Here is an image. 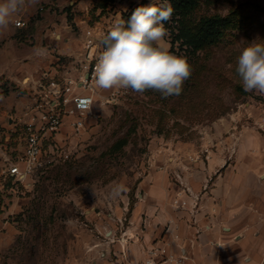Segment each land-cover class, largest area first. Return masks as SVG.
Returning a JSON list of instances; mask_svg holds the SVG:
<instances>
[{"label": "rangeland", "instance_id": "rangeland-1", "mask_svg": "<svg viewBox=\"0 0 264 264\" xmlns=\"http://www.w3.org/2000/svg\"><path fill=\"white\" fill-rule=\"evenodd\" d=\"M141 1L37 0L10 21L0 49L8 48L18 66L29 64L30 74L19 73L16 82L0 77L6 108L0 122V264H122L124 247L142 238L148 215L142 207L151 204L144 180L154 168L176 155L185 160L183 149L212 145L233 130L264 131V95L245 92L235 71L244 47L264 43V0H199L197 16L218 13L237 22L194 55L176 46L173 53L187 57L193 69L179 96L98 88L85 127L76 132L67 118L44 138L42 164L34 163L27 112L81 73L87 25L100 20L111 28ZM19 19L24 26L16 25ZM171 39L170 33L164 38L170 49ZM22 97L30 101L19 110ZM16 166L20 173L13 172ZM185 169L182 164L170 173L177 209H187L175 203L187 197L185 187L195 194Z\"/></svg>", "mask_w": 264, "mask_h": 264}, {"label": "crops", "instance_id": "crops-1", "mask_svg": "<svg viewBox=\"0 0 264 264\" xmlns=\"http://www.w3.org/2000/svg\"><path fill=\"white\" fill-rule=\"evenodd\" d=\"M9 32L8 27L1 31L0 43ZM7 51L6 47L0 49V77L6 74L10 82H16L19 73L30 74V65L18 66L16 56L11 59ZM29 101L27 97L18 99L17 109ZM1 105L0 122L6 113ZM181 152L185 160L176 155L173 162L161 163L144 180V198L151 204L142 207L148 214L142 238L128 243L119 260L138 264L147 256V247L166 241L171 254L184 256V264H264V131L233 130L212 145ZM182 164L187 185L199 196L196 210L193 199L187 209L172 205L177 185L170 173Z\"/></svg>", "mask_w": 264, "mask_h": 264}, {"label": "clouds", "instance_id": "clouds-1", "mask_svg": "<svg viewBox=\"0 0 264 264\" xmlns=\"http://www.w3.org/2000/svg\"><path fill=\"white\" fill-rule=\"evenodd\" d=\"M36 2L0 0V29L7 28L14 16ZM173 11L168 0H163L137 7L127 22L117 19L103 38L105 48L93 69L96 87L131 89L139 94L151 89L159 92L162 99L179 96L193 69L187 57L171 52L164 40L169 34L165 22ZM235 71L245 92L264 95V43L244 47Z\"/></svg>", "mask_w": 264, "mask_h": 264}, {"label": "built area", "instance_id": "built-area-1", "mask_svg": "<svg viewBox=\"0 0 264 264\" xmlns=\"http://www.w3.org/2000/svg\"><path fill=\"white\" fill-rule=\"evenodd\" d=\"M15 23L24 26L25 21L19 19ZM109 30L110 28L106 29L105 22L100 20L87 25L84 30L85 57L81 73L76 78L67 79L62 87H55L50 95H46L48 98L46 96L43 98L45 103L37 102L35 108L27 112L25 123L29 129V153L34 158V163L42 164L39 155L44 138L58 132L67 118L76 132L85 127L86 112L91 108L95 100V91L98 89L92 73L98 55L104 51L105 46L102 41ZM53 84L55 85V82ZM12 170L15 173L21 172L17 166ZM183 191L187 193V197H179L175 203L188 208L191 205L190 200L193 199L192 208L196 210L199 196L191 193L187 187ZM146 251L147 256L138 264H163L169 261L173 264H184V256L171 254L166 241L160 244L154 242Z\"/></svg>", "mask_w": 264, "mask_h": 264}, {"label": "trees", "instance_id": "trees-1", "mask_svg": "<svg viewBox=\"0 0 264 264\" xmlns=\"http://www.w3.org/2000/svg\"><path fill=\"white\" fill-rule=\"evenodd\" d=\"M173 7V14L165 27L171 36L172 48L180 47L186 54L194 55L211 45L217 44L226 31L237 22L233 16L218 13L197 16L199 0H168ZM148 6L146 1L131 4L123 13L127 22L137 7Z\"/></svg>", "mask_w": 264, "mask_h": 264}]
</instances>
